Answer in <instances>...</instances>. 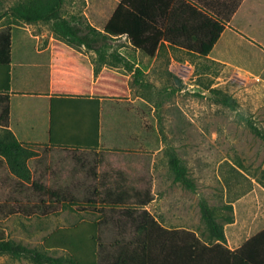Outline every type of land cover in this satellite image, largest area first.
<instances>
[{"label": "rangeland", "instance_id": "rangeland-1", "mask_svg": "<svg viewBox=\"0 0 264 264\" xmlns=\"http://www.w3.org/2000/svg\"><path fill=\"white\" fill-rule=\"evenodd\" d=\"M27 1L33 0H0V8ZM40 1L48 4L51 0ZM120 1L64 0L62 15L82 16L103 29ZM7 28L11 32L15 30L16 57L23 62L48 64L26 68L31 74L47 72L59 86L73 93L97 80L98 53L76 46L71 47L75 50L72 53L66 41L54 34L52 23L28 25L6 17L0 22V34ZM24 32L40 37L39 42L35 39L34 43ZM124 46L122 39L109 40L106 46L107 58L116 64H106V67L126 75L129 82L127 97L104 99L102 147L78 151L35 147L38 156L28 162L33 180L57 192L59 199L41 194L30 182L22 183L3 163L0 201L17 199L40 205L44 197L51 206L32 214L2 217L0 229L7 239L41 249L45 238L54 230L83 220H100L105 215L111 221L104 224L102 236L109 244L118 238L112 219L118 217L121 209L103 207L102 193L107 188L102 184L110 179L108 188L114 190L112 174L120 168L128 173L129 179L140 178L138 188L151 192L153 199L147 207L166 228L192 230L208 240L200 208V202L205 200L219 221L224 222L227 246H235L232 237L237 233L240 234L238 245L244 244L249 236L247 227L242 228L246 224L239 221L231 225L225 220L242 215L251 187L249 171L258 170L249 166V161L255 156L263 159L264 139L250 126L253 123L264 134L263 102L253 101L248 82L239 81L237 72L197 54L184 60L178 55L169 64L160 56V64L142 70L136 77L112 57V54L120 55L119 50ZM35 47L41 50V55ZM16 57H13L15 64ZM222 95L233 99L237 109L224 105L220 101ZM174 155L188 169L197 191L175 182L170 164ZM238 200L242 201L233 210L228 209V205ZM50 254L68 257L63 250ZM0 264L33 263L1 256Z\"/></svg>", "mask_w": 264, "mask_h": 264}, {"label": "trees", "instance_id": "trees-1", "mask_svg": "<svg viewBox=\"0 0 264 264\" xmlns=\"http://www.w3.org/2000/svg\"><path fill=\"white\" fill-rule=\"evenodd\" d=\"M64 0H51L44 4L40 0L21 2L10 8H0V22L10 17L14 22L37 24L52 23L53 32L66 41L69 47H86L99 55L96 67L97 80L88 84L85 95L90 98L60 96L52 104V124L50 143L62 149L98 150L101 139L102 99L125 98L128 96V78L111 69H102L110 62L106 46L109 40L126 36L131 45L145 56L154 57L161 39L180 41L187 49L201 57H207L224 31V25L199 10L185 0H121L111 18L99 30L82 16L62 15ZM179 11L170 14L175 20L169 29L159 26L165 21L172 3ZM12 32L9 28L0 34V166L7 164L22 183L30 182L41 194L59 199L57 192L35 182L29 168V160L38 156L36 144H25L17 140L10 129L11 54ZM117 63L125 64L121 55L112 54ZM109 62V63H108ZM125 70L140 75L141 69L133 70L126 64ZM221 95V94H220ZM60 102L56 109V102ZM220 101L233 109L237 103L227 96ZM65 110L68 121L56 118ZM59 112V113H58ZM78 118H74L75 116ZM72 118V120H71ZM257 135L264 134L250 123ZM71 127L78 130V136L66 140L64 131ZM174 180L195 192L197 185L189 176L181 159L174 155L171 159ZM114 190L108 188L110 179L102 186L103 207L121 209L116 224L118 238L105 243L102 228L107 221L83 220L74 226L62 227L49 234L41 249L31 248L7 239L0 229V257L26 259L33 264H264V231L246 240L236 250L226 244L224 222L219 221L215 210L205 200L200 202L202 219L207 225L208 240H203L195 231L169 229L163 226L147 209L152 201L151 192L141 190L136 185L140 178L131 180L125 170L116 168ZM41 204H26L17 199L0 201V219L18 213L32 214L35 210L47 209L50 201L42 197ZM228 209L233 210L232 205ZM234 222L227 217L225 223ZM63 250L68 257H56L51 251Z\"/></svg>", "mask_w": 264, "mask_h": 264}, {"label": "crops", "instance_id": "crops-1", "mask_svg": "<svg viewBox=\"0 0 264 264\" xmlns=\"http://www.w3.org/2000/svg\"><path fill=\"white\" fill-rule=\"evenodd\" d=\"M185 1L224 25L221 37L206 58L222 63L230 67L233 72H237L239 81L246 80L248 82L249 90L254 95L253 101H262L264 107V0ZM177 11L179 10L173 2L168 9L167 19L159 23L161 29H169L174 26L175 20L173 18L170 19V14ZM98 29L103 30L102 28ZM14 31L13 29L11 48L10 129L17 140L22 143L36 144L48 150L59 148L52 146L50 143L53 101L55 102V98L60 96L90 98L85 95V89L90 83L82 86L80 92L73 93V91L65 90L59 86L53 76L47 72H34L31 74V70H25L31 67H47L48 64L23 62L16 57L15 52L18 47V40L15 39ZM24 33L31 40L34 39V43L35 39L36 42H39L40 37L33 35L32 32ZM117 39H122L126 43V46L121 47L122 49L119 50L120 55L125 58L123 59L125 64H121L124 69L127 64L133 70H150L154 65L160 64V56H163L166 60L165 63L169 64L178 55H181V59L184 60L192 54H197L181 45V40L173 43L172 41L161 39L155 56L148 57L139 49L134 48L126 36ZM67 48L74 53L75 50L73 48L69 46ZM35 51L41 55V50L35 47ZM14 56L16 57V64L13 62ZM104 66L102 69H107L106 64ZM95 81H92L91 84H94ZM257 93H260V96ZM103 103L104 99H102V109ZM59 105L60 102H56V109H58ZM65 113L64 110L63 115L60 113L56 118L63 122L68 121L71 116L66 117ZM76 117L78 118L77 115L74 118ZM77 132V129L74 131L69 125L64 131V136L66 140H73L79 135ZM100 133V147H102V112ZM67 150H71V148ZM249 166L256 167L258 170L249 171L248 177L251 180V187H249L246 205L242 207V215L240 217L235 216L234 222L228 223L231 225H236L239 221L240 224L245 223L246 225H242V228L243 226L247 227L249 234L247 240L264 231V155L263 159L255 156V159L249 161ZM240 201L242 200H238L237 203L233 202V208ZM147 209L149 210L148 207ZM239 235L237 233L232 237L233 241H235V246L230 247L232 250H236L241 246L237 242L240 238ZM228 242H230L229 239Z\"/></svg>", "mask_w": 264, "mask_h": 264}, {"label": "built area", "instance_id": "built-area-1", "mask_svg": "<svg viewBox=\"0 0 264 264\" xmlns=\"http://www.w3.org/2000/svg\"><path fill=\"white\" fill-rule=\"evenodd\" d=\"M185 68H187V66H184Z\"/></svg>", "mask_w": 264, "mask_h": 264}]
</instances>
